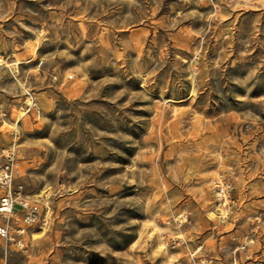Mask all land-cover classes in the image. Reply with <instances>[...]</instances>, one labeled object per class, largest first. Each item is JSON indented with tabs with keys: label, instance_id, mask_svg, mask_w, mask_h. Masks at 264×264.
Wrapping results in <instances>:
<instances>
[{
	"label": "rangeland",
	"instance_id": "obj_1",
	"mask_svg": "<svg viewBox=\"0 0 264 264\" xmlns=\"http://www.w3.org/2000/svg\"><path fill=\"white\" fill-rule=\"evenodd\" d=\"M0 58V264H264V0H0Z\"/></svg>",
	"mask_w": 264,
	"mask_h": 264
},
{
	"label": "built area",
	"instance_id": "obj_2",
	"mask_svg": "<svg viewBox=\"0 0 264 264\" xmlns=\"http://www.w3.org/2000/svg\"><path fill=\"white\" fill-rule=\"evenodd\" d=\"M27 112L38 115L40 108L32 100V103H26L23 113ZM0 158V249L6 256L9 249L27 251L29 230L46 223L50 206L47 195L31 199L21 182L14 183L17 155L12 145L0 147ZM217 187V198L223 200L222 206L227 210L230 207L228 184L221 179Z\"/></svg>",
	"mask_w": 264,
	"mask_h": 264
},
{
	"label": "bare ground",
	"instance_id": "obj_3",
	"mask_svg": "<svg viewBox=\"0 0 264 264\" xmlns=\"http://www.w3.org/2000/svg\"><path fill=\"white\" fill-rule=\"evenodd\" d=\"M2 59L0 58V64H2ZM18 61H15L14 63L16 64ZM26 103H28V104H30V103H32L29 99H26ZM223 213V212H222Z\"/></svg>",
	"mask_w": 264,
	"mask_h": 264
}]
</instances>
